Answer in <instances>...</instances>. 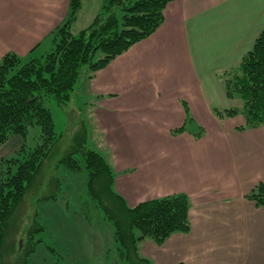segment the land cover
<instances>
[{"label":"crops","instance_id":"0c3cea01","mask_svg":"<svg viewBox=\"0 0 264 264\" xmlns=\"http://www.w3.org/2000/svg\"><path fill=\"white\" fill-rule=\"evenodd\" d=\"M68 13L69 0H0V60L51 47ZM164 16L152 36L82 81L72 114L79 119V108L88 109L97 151L128 206L188 197L190 231L162 245L144 241V257L154 264H264V207L246 198L264 183V125L240 129L243 115L216 114L233 108L224 73L240 65L264 29V0H176ZM22 144L12 138L0 159ZM63 243L69 264L111 262V248L98 247L86 228Z\"/></svg>","mask_w":264,"mask_h":264},{"label":"trees","instance_id":"16d2710c","mask_svg":"<svg viewBox=\"0 0 264 264\" xmlns=\"http://www.w3.org/2000/svg\"><path fill=\"white\" fill-rule=\"evenodd\" d=\"M176 0H103L91 24L78 34L72 32L83 0H69L67 19L52 35V45L42 54L30 53L28 61L13 53L0 60V149L12 138L23 144L8 158L0 159V264L3 263L7 240L18 229L17 213L41 174L53 147L62 136L55 131V122L46 103L59 106L71 102L82 81L92 79L116 58L135 44L152 36L164 23L166 7ZM123 13L121 19L117 12ZM98 53L101 56L96 59ZM225 94L229 100L240 97L241 108L216 111L219 117L242 114L245 126L264 125V29L252 49L237 68L224 73ZM39 127L41 142L32 149L27 146L30 129ZM185 127L173 130L181 133ZM71 153L59 161L72 172L82 169L75 158L80 154L88 174L87 190L90 198L103 214V220L113 227L117 261L113 264H154L140 252L144 241L162 245L175 233H188L189 199L185 194L169 195L160 199L128 206L114 190L115 172L105 157L87 148L83 126L75 135ZM246 198L264 207V183L258 184ZM55 200V195L43 201ZM19 216V215H18ZM26 231L23 247L18 245L17 256L22 264L43 243L39 236L45 226L36 218ZM13 249V247L11 248ZM53 254L55 250L50 249ZM112 249L108 251L111 254ZM112 259V258H111ZM183 264V263H181Z\"/></svg>","mask_w":264,"mask_h":264},{"label":"rangeland","instance_id":"374dc122","mask_svg":"<svg viewBox=\"0 0 264 264\" xmlns=\"http://www.w3.org/2000/svg\"><path fill=\"white\" fill-rule=\"evenodd\" d=\"M138 0H133V2ZM103 0H88V3L79 14L76 23L72 27V32L78 34L81 30L88 27L95 15L99 12ZM123 13L117 12V16L121 19ZM50 49L49 45H44L38 50V54H42ZM101 56L98 53L96 59ZM28 58L22 59L24 63ZM86 79V78H85ZM73 94L72 100L66 106L62 107L55 102H47L46 105L50 109L55 122V131L57 135L62 136L60 141L53 147L49 154L45 166L39 175L34 186L30 189L25 197L24 204L17 217L19 226L15 235L10 236L7 240L6 251L2 264H22L23 258L17 256L18 245H24L23 238L26 237V231L32 226V219L36 218L45 226V231L39 236L43 239V243L38 245L37 251L28 258L29 264H52L66 262L67 259L62 256L63 249L66 245L63 243V237L72 231L82 232L85 228L89 230L93 237L95 235L98 247L111 248V262L116 260L113 227L103 220V214L96 206L95 202L88 195L87 182L88 174L85 164L80 154H76L75 158L79 161L82 169L78 172H72L66 167L59 165V161L66 155L71 153L75 144V135L81 123H85L87 148L97 151L96 143V125L91 121L93 126L89 125L88 109L79 108L80 117L73 116L74 107ZM243 101L237 97L233 101V108H241ZM242 115V114H241ZM78 119V120H77ZM41 142V132L39 127L30 129L27 146L29 149L34 148ZM4 150V149H3ZM55 195V200L43 201L45 197ZM64 245V246H63ZM50 249L55 250L53 254ZM66 251V250H65ZM72 263V261H70ZM121 264V263H120Z\"/></svg>","mask_w":264,"mask_h":264}]
</instances>
